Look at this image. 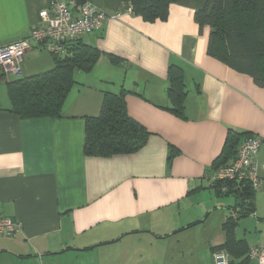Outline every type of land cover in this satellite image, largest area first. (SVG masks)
<instances>
[{"label": "crops", "instance_id": "crops-1", "mask_svg": "<svg viewBox=\"0 0 264 264\" xmlns=\"http://www.w3.org/2000/svg\"><path fill=\"white\" fill-rule=\"evenodd\" d=\"M86 1L108 13L124 8L121 0ZM204 2L178 0L163 20L123 13L80 36L99 55L89 69L73 68L58 116L11 111L8 82L51 69L66 46L55 55L33 43L21 76L0 72V217L18 221L12 235H0V264H214L228 215L237 217V239L263 243L264 193L255 194L253 214L238 215L236 196L211 184V162L229 129L264 137V87L208 53L210 29L194 19ZM48 7L0 0V46L42 26ZM171 63L187 89L184 117L164 108ZM120 88L149 136L131 153L86 155L85 117L99 113L104 90ZM257 160L264 189V143Z\"/></svg>", "mask_w": 264, "mask_h": 264}, {"label": "trees", "instance_id": "trees-1", "mask_svg": "<svg viewBox=\"0 0 264 264\" xmlns=\"http://www.w3.org/2000/svg\"><path fill=\"white\" fill-rule=\"evenodd\" d=\"M177 1L121 0L123 7H131L132 12L146 21L165 19L170 4ZM194 19L199 26H208L210 29L207 48L210 55L238 72L249 74L258 86L264 87V0H205L203 6L195 10ZM66 49L64 55L54 56L51 69L8 82L11 111L22 117L61 114L63 100L74 83L73 68L89 69L99 55L97 48L79 39L67 45ZM110 57L114 60L113 56ZM167 79L170 104L164 108L184 117L187 89L181 68L169 64ZM126 92L123 88L118 91L104 90L99 113L85 117L83 150L86 155L131 153L144 145L150 133L128 113ZM241 136L247 138L252 135L228 130L221 151L211 162L213 169L216 170L235 157ZM175 152L170 146L169 161ZM211 184L219 195L232 193L236 196L237 201H240L238 215L254 213L255 192L259 189H254L250 181L227 179L224 191L220 190L217 180H211ZM236 220L237 217L226 216L222 224L226 234L225 242L214 249L225 250L227 256H233V259L228 257V264H249L250 246L242 238L235 237ZM237 259L240 260L235 262Z\"/></svg>", "mask_w": 264, "mask_h": 264}, {"label": "built area", "instance_id": "built-area-1", "mask_svg": "<svg viewBox=\"0 0 264 264\" xmlns=\"http://www.w3.org/2000/svg\"><path fill=\"white\" fill-rule=\"evenodd\" d=\"M132 12L131 7L108 13L89 1L49 0L48 9H42V26H33L29 34L14 42L0 46V72L2 76H21V63L33 43L38 44L52 54L61 53L68 43L80 36L90 34L100 28L109 19L123 13ZM264 143V137L250 136L242 139L235 157L227 164L218 167L211 180L220 183V190H226V180L246 179L254 189L263 187V180L258 174L257 152ZM18 221L11 217H0V235H12ZM249 264H264V241L261 245H252L248 249ZM214 264H228L225 250L213 252Z\"/></svg>", "mask_w": 264, "mask_h": 264}, {"label": "rangeland", "instance_id": "rangeland-1", "mask_svg": "<svg viewBox=\"0 0 264 264\" xmlns=\"http://www.w3.org/2000/svg\"><path fill=\"white\" fill-rule=\"evenodd\" d=\"M262 191H264V189L262 188V189H259V190H256V192H255V194H258V193H264V192H262ZM224 199V198H223ZM259 206L262 208H264V201H260L259 202ZM215 213L212 215V217L209 219V223H212L213 221H214V218H215ZM252 231H253V229H252Z\"/></svg>", "mask_w": 264, "mask_h": 264}, {"label": "water", "instance_id": "water-1", "mask_svg": "<svg viewBox=\"0 0 264 264\" xmlns=\"http://www.w3.org/2000/svg\"><path fill=\"white\" fill-rule=\"evenodd\" d=\"M238 202H240V201H238Z\"/></svg>", "mask_w": 264, "mask_h": 264}]
</instances>
